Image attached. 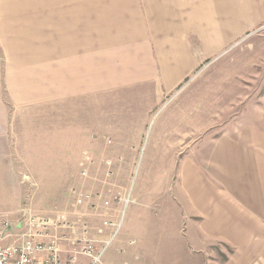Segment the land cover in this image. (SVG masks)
I'll return each mask as SVG.
<instances>
[{"label":"crops","instance_id":"obj_1","mask_svg":"<svg viewBox=\"0 0 264 264\" xmlns=\"http://www.w3.org/2000/svg\"><path fill=\"white\" fill-rule=\"evenodd\" d=\"M263 10L257 0H0V166L28 176L53 166L60 175L68 160L86 173L101 159L113 172L114 154L131 157L175 97L149 158L174 159L180 182L156 207L186 230H159L156 239H185L204 255L222 244L231 249L222 264H264V98L231 86L239 72L197 73L221 54L231 53L225 66L248 57L232 47L264 22ZM99 238L89 239L102 251L96 264L143 254L127 233L97 250ZM28 239L17 232L2 243ZM61 247V264L91 262Z\"/></svg>","mask_w":264,"mask_h":264},{"label":"rangeland","instance_id":"obj_2","mask_svg":"<svg viewBox=\"0 0 264 264\" xmlns=\"http://www.w3.org/2000/svg\"><path fill=\"white\" fill-rule=\"evenodd\" d=\"M257 3L264 9V0H257ZM237 40L238 46H233L232 52L234 53L236 48L244 51L247 48L249 51L246 50L244 55L248 57L243 56V59L232 57V62L225 66L224 60L231 53L225 56L221 54V57L218 56L220 58L217 57L203 64L198 68L197 73L221 71L234 74L239 72L240 78L232 80L231 86H238V92L242 91L240 88H243L244 92L248 86L252 88L251 90L256 88L258 90L256 102H262L264 98V22L241 35ZM250 70L257 71L255 73L257 77L242 79V76ZM243 81L247 82V85ZM254 96L251 95L250 98ZM231 97L235 98V94L228 96V99ZM247 97V94L238 96L242 98V102ZM174 98L154 114L147 128L144 142L142 140L131 144V157H125L126 154L124 157L121 154L118 155L122 151L114 154L115 158L110 159L114 165L113 172L109 169L110 167L108 169L103 167V162L106 160L101 159L94 160V166L90 170L86 169V173L82 172V165L75 170L68 160L66 174L60 175L52 174L56 170L52 165L46 169L51 173L47 175L35 173L36 175L33 176L22 174L16 167L0 166V227L8 234L13 235L19 232V235H23L28 228L20 229L19 226L28 216L51 220L52 233L56 230L57 235L63 237L62 241L66 243L68 255L80 249L84 241L91 239L93 235L101 237L99 238L101 239L100 247L96 249H103L115 229L114 238L109 244L116 236L127 233L131 237V246L136 249V252H138V244L143 251L140 260L139 257L135 260L129 257L130 264H222L231 253V249L225 245L214 244L210 255H204L196 251L192 252L185 239L175 240L170 237L156 239L155 237L159 230L171 236L172 227L179 228L180 233L186 230L185 223L173 220L171 214L161 215L156 207L158 201L172 200V188L180 182L177 175L172 174L176 171L173 168L174 159L165 156L149 158L150 137L157 124L163 125L165 122L167 109L176 101ZM118 145L126 146V144ZM105 221L112 225H106ZM101 231H107V236ZM68 244L72 245V251L68 248ZM109 244L106 248L111 246ZM74 264H77V261Z\"/></svg>","mask_w":264,"mask_h":264},{"label":"built area","instance_id":"obj_3","mask_svg":"<svg viewBox=\"0 0 264 264\" xmlns=\"http://www.w3.org/2000/svg\"><path fill=\"white\" fill-rule=\"evenodd\" d=\"M106 225L112 223L104 222ZM22 226L27 227L28 240L20 243L4 245L2 241L8 236V232L0 227V264H61L62 237L52 234L53 222L46 218L28 216L23 219ZM78 253L91 259L89 264H96L102 251L95 250L92 241L86 239ZM69 263L75 262V256H71ZM82 264V263H80Z\"/></svg>","mask_w":264,"mask_h":264}]
</instances>
